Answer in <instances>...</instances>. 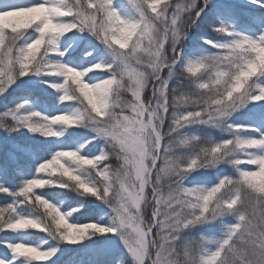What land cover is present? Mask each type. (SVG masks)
Here are the masks:
<instances>
[{"label":"snow or ice","instance_id":"obj_1","mask_svg":"<svg viewBox=\"0 0 264 264\" xmlns=\"http://www.w3.org/2000/svg\"><path fill=\"white\" fill-rule=\"evenodd\" d=\"M0 106V264H264V0H0Z\"/></svg>","mask_w":264,"mask_h":264},{"label":"trees","instance_id":"obj_2","mask_svg":"<svg viewBox=\"0 0 264 264\" xmlns=\"http://www.w3.org/2000/svg\"><path fill=\"white\" fill-rule=\"evenodd\" d=\"M21 1H25V0H21ZM233 2L242 3L243 0H233ZM209 34L213 35L214 38H219V36H216V34H213V33H209ZM0 110H2V106H0ZM213 134H215L216 136H219V133H213ZM2 137H3V133L0 132V138H2ZM2 158H3V152L0 151V159H2ZM60 163H63V160H61ZM118 163L119 162L116 161L115 159L112 160V164H113L114 167L118 166ZM242 167H253V166L245 164V165H242ZM29 170L33 171L32 169H29ZM35 175L38 176V177H46L48 174L47 173H39V174H35ZM57 175H59V173H57ZM47 190H49V186H46L44 189H37L36 191H47ZM59 191L60 192H64L66 190H59ZM71 197L75 198V193H72ZM64 201H65V203H73V204L75 203V199H70L69 197H64ZM4 202H5V194H0V206H2ZM97 203H99V202L97 201ZM86 218H87V214L85 213V216L82 217V219H86ZM69 222H71V219H69ZM0 235H2V234H0ZM42 235H44V234L43 233H39L38 230H31L29 235L26 238L31 239V240L36 241V242H39L40 237ZM9 238L10 239L13 238V235L11 233H9ZM3 251H4V249L0 248V254H2ZM53 259H55V258H53ZM64 259H67V257H65ZM47 264H51V262L48 261Z\"/></svg>","mask_w":264,"mask_h":264}]
</instances>
